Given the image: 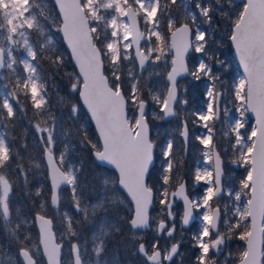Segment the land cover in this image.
Masks as SVG:
<instances>
[{"label": "snow or ice", "instance_id": "obj_1", "mask_svg": "<svg viewBox=\"0 0 264 264\" xmlns=\"http://www.w3.org/2000/svg\"><path fill=\"white\" fill-rule=\"evenodd\" d=\"M234 2L235 0H194L195 11H193L190 7L193 0H163V2L132 0L131 3L129 0H55L63 20L58 30L63 32L79 68V77L76 83L71 84V91L79 92L103 141V150H96L95 157L98 161L107 162L115 167L119 172V185L127 190L135 204L134 216L129 222L133 243L136 238L135 230L149 228L152 219L149 207L156 200L161 206V214L155 229L156 237L166 235L168 238H174L176 214L173 205L175 199H181L184 203L182 228L186 227L193 218L194 209L201 207L206 209L199 217L200 230L193 236L195 246L200 250L196 258L197 264H219L210 253L220 254L227 241L234 237L247 242V248L241 253V264H264V248H261V244L264 243V0H246L242 10L233 18ZM35 7L34 0H0V10L3 11V20L6 22H0V69L10 70L7 76L0 73V81H5L0 84V128L3 129L0 131V222L10 241L18 246V256L21 258L17 259L15 255L9 254L0 246V264H42L39 258L41 247L47 264H65L62 260L63 246L56 242L53 232V221L43 214L46 208L45 202H41L40 211H37L34 218V222L39 225L38 244L30 246L29 242L33 237L28 232L27 225L33 221L22 216L19 211H17L16 226L10 227L13 223L10 213V193L16 184L10 175L14 173L23 178L27 189L29 172L33 168L40 167L39 163L29 157L30 166L26 168L25 158L20 154L19 149L9 142L8 128L16 116V109L10 100H14L20 106V111H26L20 100L22 94L25 100L30 99L35 114L42 115L48 112L46 81L39 71L41 60L47 59L57 70L63 64V57L52 49L53 40L48 36L45 24L41 23L39 18L43 16L47 21L48 15H45L43 10L38 15L34 14ZM173 9L181 15L183 22L179 23V26H177V18L172 14ZM113 12L115 14H111ZM141 14L145 24L149 26L146 49L141 46L144 33L137 28V16ZM121 17H127L128 23H125ZM217 17L231 24L228 39L234 46L243 69V75L231 88V94L234 95L235 101L239 102L235 107L239 118H236L234 123L231 121L227 105L223 107L221 105V100L228 94L219 71L224 66L223 61L214 52L209 51V46L213 42L219 48L223 41H214L213 32L200 27V21L203 20L207 28L212 29ZM165 22L168 31L171 32V44L160 30ZM25 28L34 30L40 37L48 38L37 48L29 42V34ZM21 40L23 50L30 59H18L13 55L12 46L20 45ZM5 43L9 45L7 48L4 46ZM133 46L142 71L141 75L137 76L132 69H129L128 75L136 81L143 79L142 72L153 54L155 55L151 63L155 65L162 61L166 63V56L173 50L175 52L171 60V71L167 73L166 94L149 92L152 101L159 108V112L155 110L152 112L154 119L165 120L176 116L174 105L187 104V100L180 99L177 76L186 74L196 81L205 79L209 81L203 94V107L192 112L194 117L192 123L205 129L204 133L195 136V140L203 145L204 164L210 161L214 163V171L207 167L197 168L195 171L194 186L201 182L207 185L203 195L198 199L189 198L183 182L169 194L168 188L177 178L178 171V164L175 161L177 150L171 138L161 147L163 164L159 183L152 185L148 183L151 179L150 169L154 161L155 143L149 136L147 102L141 96L139 84L133 83L130 99L133 105H138V111L137 115L129 117L126 112V98L122 93V64L123 61L131 59L129 49ZM190 49H194L195 53L203 57L199 58L191 69L185 62V54ZM106 62L112 72L111 85L109 78L104 74ZM14 65H23L26 76L22 75ZM78 111V105H71L70 112L73 117ZM249 111L255 114L256 124L245 139L241 129L245 128L244 118ZM221 115L227 124V130L223 132V144L214 143L217 139L214 128L221 120ZM51 119L52 127L36 126L37 132L41 134L40 143L43 145L44 156L48 160L52 186L51 205L58 210L60 199L58 189L62 185H67L71 190L75 211L83 215L84 223L91 225L98 211L107 210L109 205H115L119 201L118 195L115 194V182L104 178L98 201L90 205L86 203L82 195V188L85 186L79 182V170L73 166L64 167L63 152L60 153L59 164L56 163L53 153V146L56 143L54 134L56 121L55 117ZM43 133H47L46 139ZM68 134L69 131L66 130L64 135ZM180 135L184 137L186 150L188 142L186 121ZM20 147L26 149V142ZM93 147L96 148V145ZM220 148L223 150L217 151ZM230 150L235 157L232 163L247 166V174L240 180L239 190L235 191L225 188L223 183L225 172L222 167V156H227ZM109 185L113 187L110 188ZM249 190L251 198L241 209L238 206L239 202L242 195H248ZM110 192L113 194L109 195ZM41 195L42 189L37 188L35 196ZM222 195L228 196L230 200L234 198L237 204L231 217L228 215V205H224L223 220L226 232L220 231L218 227L222 218L220 209L210 207V202L219 200ZM164 216H167V221ZM249 217L251 228L245 227V230L237 236V230L247 224ZM233 219H235L234 223ZM62 220L67 221L63 235L71 245L66 264H120L115 256L110 259L104 256L107 238L114 234L119 235L121 231L117 223L110 222L107 217L100 220L92 234L93 259L86 258L88 257L87 240L83 243L79 240L80 233L77 226L80 222H74L67 213ZM22 233L23 238H21ZM214 233L215 238L212 239ZM151 248L150 255L144 243H139L136 248V252L145 257L148 264H164L166 261H172L174 256L180 255L179 241L172 243L170 248L161 249L159 239H156ZM230 256L231 253L225 256L224 264H228Z\"/></svg>", "mask_w": 264, "mask_h": 264}, {"label": "rangeland", "instance_id": "obj_2", "mask_svg": "<svg viewBox=\"0 0 264 264\" xmlns=\"http://www.w3.org/2000/svg\"><path fill=\"white\" fill-rule=\"evenodd\" d=\"M129 2L131 3L132 0H129ZM161 2H163V0H161ZM243 0H239V1H235L234 2V7H233V18L235 17V15L242 10L243 8ZM136 7H138V5H136ZM190 7L192 8L193 11H195L194 8V0H193V4L190 5ZM111 14H115L114 12ZM172 14L173 16H175L177 18V25H179V23L183 22L181 19V15L175 10H172ZM198 14V13H197ZM27 15V14H26ZM139 17V21H140V27H141V32L144 33V39L141 40V46L144 47L145 49L148 46V42H147V35H148V27L142 17V14L138 16ZM121 19L125 22L128 23L126 20V17H121ZM0 22H4L3 20V11L0 10ZM164 28H167V23L165 22L163 25ZM200 27L206 31H211L213 32V38L214 41H224L228 40L229 42V51L226 52L225 50H223L222 45L217 48L216 44L213 42L210 46H209V51H212L215 53L216 56L219 57V59L221 61H223V67L221 69H219L220 74L223 78V81L228 89V94H226V96L221 100V105L222 107L226 104L227 108L229 110L230 113V118L231 121L234 123V120L236 118H239V113L236 112L235 107L239 102L235 101V97L234 95L231 94V88L232 85L237 82L239 80V78L243 75L242 71L240 70V68L238 67L237 63L235 62L234 58L232 57L231 54V44H230V40L228 39L230 30H231V24L228 23L227 21H221L219 20V18L217 17L216 22L213 26L212 29H208L207 25L204 23L203 20L200 21ZM27 28H25L26 30ZM7 33L5 32L4 35H6ZM194 35V33H193ZM49 36V35H48ZM48 37H46L43 42L46 41ZM52 40H54V37H51ZM17 39H20L19 37H17ZM130 41V40H129ZM152 42L154 45L155 42V38H152ZM169 43V42H168ZM54 45V44H52ZM6 48L9 46L5 43L4 45ZM13 47V55L15 57H17L18 59H22V58H28L26 56V52L23 50V41L21 40L20 45L18 46H12ZM129 54L131 59L127 60V61H123L122 64V92L126 97V101H127V115L129 117H133L136 115V108L137 105H133V103L131 102L130 99V93H131V86L133 83H136V80H133L129 77L128 75V71L129 69H132L135 73V75L140 76L141 75V69L138 67L134 57H133V53L131 48L129 49ZM153 54V57L154 58ZM146 62V68L143 70L142 75L148 80L150 86H151V92L152 93H161V76L162 78H164L166 80V74L171 66V59H172V52L171 54H168L166 56V63L165 62H159L158 64L153 65L151 63V59ZM199 58H203L200 56V54L195 53L194 49H190L188 56H187V62H188V67L191 69L195 63L197 62V60ZM30 59V58H28ZM23 66V65H22ZM105 67L107 68V72L106 75L109 78L110 81V85L113 82V78H112V72L110 69V66L107 64V62L105 63ZM7 69H0V73L4 74L5 71ZM24 71V70H23ZM24 75L26 76V73H24ZM77 77L76 76V82H77ZM191 76L188 75V77L182 79L181 81L178 82V85L180 87L183 86V88H186L187 82L186 79H189ZM192 79V77L190 78ZM194 79V78H193ZM184 80V81H183ZM195 80V79H194ZM200 83V89H201V93L198 95V98L195 102V107L190 110L187 109V104L186 105H179L176 106L175 110L177 111V115L173 116V117H169L165 120H157L154 119L152 117V112L155 110L157 112H159V108L158 106L152 101V104L150 105H146V112L150 117V120L152 122L151 125H149V136L150 139L155 143V148H154V163H153V168L151 171V179L148 180V183L150 185L152 184H156L159 183V178H160V174L162 171V164H163V158L161 155V147L166 143V141L171 138L174 141V147L177 150L176 152V156L180 155L181 150L183 148H185V144L183 143V141L180 138V129H181V121L185 120V116H186V112H193L196 110H199L203 107V94L205 92L206 89V85L209 83L208 80H200L198 81ZM4 82L0 81V84H2ZM219 87V86H218ZM182 88V93H184V89ZM190 91L188 92H192L193 91V87L192 85L189 87ZM166 90V89H165ZM221 91H224V89H220ZM180 91V90H179ZM165 93V92H164ZM164 95V94H162ZM195 95V94H194ZM193 95V96H194ZM179 96L181 100H188V97H186L184 94H180L179 92ZM151 97V96H150ZM148 104V103H147ZM189 110V111H188ZM225 118L223 117V115H221V120L219 122L216 123V126L214 128V131L217 133V139L214 141V143H224L223 140V132L227 130V124L224 122ZM187 122V121H186ZM244 122H245V128L241 129V132L244 134V137L246 139L248 133L251 132L253 125V121L252 119L249 117V115L246 113L245 118H244ZM188 131H189V136H188V142H190L191 147L194 146V150L193 152L195 153V156L192 157L191 162L188 166V169L186 171V175L184 173H181V171L179 170L178 167V171L176 173V179L173 180L172 185L168 188L169 194L171 192L174 191L176 185L182 180L184 179L186 181V185H187V192L190 196L191 199H198L199 197H201L203 195V190L205 187H207V185L204 182L199 183L198 185L194 186V175H195V171L197 168L203 169L205 167L209 168L212 170V163L211 161L208 164H204V156H203V145H200L198 141L195 140V136L198 134H202L205 132V129H203L202 127L196 126L193 123H188ZM0 131H2V129H0ZM45 139L47 138V133H45L44 135ZM234 141V137L231 138ZM223 142V143H222ZM156 143H157V150H156ZM99 149V148H96ZM223 149L220 148L218 149V151H222ZM54 153V152H53ZM238 155V153H237ZM175 156V157H176ZM223 159H225V161L227 162V164L225 165L224 162V178H223V183L226 179H234L237 177V175L239 174L240 176V180L243 179L245 177V174L243 175V169L244 166L241 165H237L232 163V160L235 158L232 155L231 150L229 151L227 156H222ZM57 159V158H56ZM35 162L39 163L38 160H34ZM64 167H68V163L64 162ZM101 168H97V173L95 174V178L98 181V187H97V191L94 194L93 198L90 201H86V203L93 204L96 203L98 201V199L101 196L102 193V180L104 178H108L111 179L115 182L114 187H115V194L118 195L119 197V201L115 204V205H109L107 210H101L98 211L95 215L94 218V223L91 224V231L89 233V236L87 238H84L82 240H80L81 243H83L85 240H87V249H88V257L86 258H93L94 259V253L92 252L93 249V242H92V234L93 231L96 229V226L99 224L100 220L103 217H107L108 220L110 222H115L118 224V226L120 227L121 231L119 233V235H113L112 237L117 239L119 241V243H122L120 240H123L125 237H127V233H129L130 235V239H132V230L127 229V231L122 230V226H125V224L127 223L126 220L130 218L131 214H132V205L128 199V197L126 196V194L119 188L118 183H117V177L116 174L114 173V171H112L111 169H108L106 167H102L99 166ZM40 167L38 169L34 168L35 170V174L37 178H40V174L39 171ZM245 172V171H244ZM33 173V171H32ZM185 175L186 177L182 176ZM240 180L238 181V183L240 182ZM109 187H113V185H109ZM224 187L225 188H232L228 185H226L224 183ZM239 190V187L238 189ZM235 191V190H234ZM113 193H109V195H112ZM225 196L226 195H222L221 198L219 200H217L216 202H210V207H212L213 205H217L220 208L221 211V220H220V224H219V229L220 231L224 232V228H225V224H224V220H223V213H224V205L227 204L228 205V215L229 217L232 216V211H234L235 207H237L236 202L234 201V198L230 201V204L227 203V200H225ZM227 197V196H226ZM61 199L63 201L62 204V208L60 209H56L55 210V215L59 217V221L57 220V225L56 227H54L55 232H56V236L57 239L61 242L62 239L65 240L64 244V253H63V257L62 260L65 262L69 259V249L71 247L70 243L68 242L67 237H65L63 234L66 231V225H67V221L66 220H62V217H64V214L67 213L68 216L73 217V215H78L79 217L83 218V215L80 213H75L72 210L71 205L74 203L72 198H71V190L70 188L67 189V191H62L61 193ZM248 199V195H242L241 201L239 202V207L242 209L243 206L246 204V201ZM153 208L150 211V216H151V229L149 230V232L146 235H143L142 232H136V238H135V249L134 252H136V248L138 245V242L146 239V246L148 248V250L150 251L151 245L152 243L155 242L156 239H159V247L161 249L164 248H170L171 244L174 242L179 241L180 242V248H179V252L180 255L178 256H174L172 261H180L181 259H184L185 257H190V259L186 262V264H197V256L199 255V249L195 246L196 242L193 240L191 246L190 244H188V246H183L184 241H187V238L192 237L196 235L199 230H200V226H201V221L199 219V217L203 214V212L206 210L204 208H198V209H194L196 212V219L192 225V227H188L187 229H184L186 231H178L179 226L180 225V217H181V212H182V208H181V204L180 201L178 199H175L174 205H173V211L175 212L176 216H175V224H176V231L174 233V238H168L166 235L157 238L156 237V233H155V229L158 223V218L160 217L161 214V206L158 202V200L154 201L153 204ZM102 215V217H101ZM16 216V215H14ZM18 218V216H16ZM101 217V218H100ZM11 218L14 220V217L11 216ZM100 218V219H99ZM164 219L167 221V216H164ZM235 221V219H234ZM2 225V222H0ZM169 226H171V222L169 221ZM128 224V223H127ZM128 227V226H127ZM130 228V227H128ZM182 228V227H181ZM187 236V238L185 237ZM23 238V237H21ZM111 237L107 238L106 240V247H105V252H104V256L107 258H112L113 256L116 257L115 252H113L112 248H107V244H108V240ZM112 238V239H113ZM212 239L215 238V233L213 234V236L211 237ZM30 246L32 244H34L32 241L29 242ZM228 246V241L226 243V245L223 247V250L220 254H217L215 252L210 253L211 256L214 257L215 260L219 261V264H224V260H225V256H228L229 250H226V247ZM263 248H264V243H263ZM120 249V248H119ZM117 249V253L120 252V250ZM6 252H8L9 254H13V252L16 250L14 247L13 248H6L4 249ZM41 253V250H40ZM232 255L229 257L228 259V264H237L238 260L241 258V252L238 254L233 255V253H231ZM234 256L236 258H234ZM172 261L170 262H164V264H170ZM45 264V262H44ZM136 264H144V261L142 260H138L136 261Z\"/></svg>", "mask_w": 264, "mask_h": 264}, {"label": "trees", "instance_id": "obj_3", "mask_svg": "<svg viewBox=\"0 0 264 264\" xmlns=\"http://www.w3.org/2000/svg\"><path fill=\"white\" fill-rule=\"evenodd\" d=\"M36 7L34 8V14H39L41 10L44 11L45 15H48V20L45 21L43 16H40L41 23L45 24V31L49 36L54 37L53 44L51 47L55 51L57 55H61L63 57L62 66L57 68L53 67L51 63L47 59L41 60L40 64V75L46 81L45 83V91H46V100L48 101V112H45L42 115L35 114V110L32 107L30 99L25 100L24 96L21 94L20 100L24 104L26 111H20V106L16 104L14 100H10V103L13 104L16 109V116L12 120L9 125L8 132L10 133L9 142L13 145V147L18 148L20 154L25 158L24 165L25 167L30 166L29 157L33 160H38L40 164L39 173L40 178L36 177V172L34 168L29 172L28 175V186L25 189L24 180L21 177H18L16 174H11L10 178L13 181H16L15 186L12 188L10 193V213L11 216L14 217L12 219L13 223L10 227L16 226V221L18 220L17 211L24 216L27 217L32 223L27 225L28 232H30L33 237L32 242L34 244H38V232L34 224V214L37 211H40L41 202L46 203V208L43 210V214L51 217L54 227L57 225V220L59 221V217L55 215L56 208H53L51 205V189L46 173V166L43 159V145L40 143V133L37 132L36 126L39 125L41 128L44 127H52V119L51 117H55L56 125H55V138L56 143L53 146V152L57 161L59 163L60 153L63 152L65 154L64 162L68 163L69 166H73L78 169V177L79 182L82 186V195L85 197L86 201H90L94 194L97 191L98 181L95 178V174L97 173V168L100 165L94 160L92 151L96 148H99V140L95 133V130L91 124L89 117L84 111L79 96L78 91H71V84L76 83V70L71 62L70 55L68 53L67 48L65 47L62 38L59 34V24L60 19L58 12L55 8V5L52 0H34ZM167 41L169 38L168 29L162 27L160 29ZM26 32L29 34V42L39 48L41 44H43V40L47 37H40L38 34L32 29H26ZM155 44V42H154ZM229 42L225 40L222 44L223 50L226 52L229 51ZM18 69V71L24 75L23 66L22 65H14ZM10 70H6L4 75L7 76ZM104 72H107V68L105 67ZM191 78V77H190ZM186 79L187 85L184 89L183 86L180 85L179 92L180 94H184L188 97L187 100V109L192 110L195 107V102L198 98V95L201 93L200 83L196 80ZM14 79V78H13ZM184 81V80H183ZM5 82V81H3ZM141 88V96L148 103L147 105L152 104V99L149 95L151 90V86L148 80L143 76V79L137 81ZM161 94H164L165 89L167 87V81L161 76ZM192 85L193 91H190L189 87ZM182 88L185 90L182 93ZM195 94V95H194ZM194 95V96H193ZM78 105L79 111L75 117L72 116L70 112L71 105ZM181 105V104H180ZM178 106V105H177ZM176 108V107H175ZM189 111V110H188ZM4 115L6 116V110L4 111ZM149 125L152 124L149 115H147ZM185 119L188 123H192L194 117L192 113L186 112ZM2 129V128H0ZM3 130V129H2ZM68 130L69 134L64 135L65 131ZM45 133H43V136ZM14 137V139H12ZM45 138V137H44ZM26 142L27 148H22L20 145ZM223 143V142H222ZM96 145V148L93 147ZM156 143V150H157ZM194 146L191 147L190 142H188V146L185 150L183 148L181 150L180 155L175 157V161L178 164L179 170L181 173H186L188 166L191 162L192 157L195 156L193 152ZM224 164L227 162L224 159ZM246 165L243 169V175L246 173ZM153 165L151 166L152 171ZM245 171V172H244ZM182 175L186 177L185 175ZM247 174V173H246ZM245 174V176H246ZM240 180L239 174L234 179H226L224 183L230 187L231 189L236 190L239 187L238 181ZM37 188L42 189V195L40 197L35 196V191ZM68 188L64 189L67 191ZM30 193V194H28ZM225 200L230 204V199L228 196H225ZM63 201L60 199L58 203V209L62 208ZM16 215V216H14ZM74 222L79 221L78 231L80 233L79 240L87 238L91 231V225L83 222V218L78 215H73L71 217ZM234 223V219L232 220ZM127 225V223L125 224ZM193 225V224H192ZM190 226V228L192 227ZM24 227L23 225L21 226ZM122 230L127 231L129 229L127 226H122ZM245 227L248 228V220L246 225H242L240 229L237 230V236L240 232L245 230ZM178 231H186L179 226ZM226 227L224 228V232H226ZM23 237V233L21 234ZM187 238V236H185ZM111 237L108 240L107 248H112L113 252H117V249L124 248L125 246H129L133 244V241L128 238V243H119V241L115 238ZM74 240L76 238H73ZM4 243L0 242V246L4 248H15L16 250L13 254L19 259L18 256V246L11 242L7 235L4 236ZM62 243L65 242L62 239ZM122 242V240H120ZM192 237L187 238V241H184L182 247L188 246V244H192ZM184 246V247H185ZM183 247V248H184ZM119 249V250H120ZM226 250L233 253V255L242 253L244 251V240H239L234 237L228 240V246ZM232 255V254H231ZM39 258L42 260V264H44V258L42 254H39ZM234 258H236L234 256ZM190 259L185 257L180 261H172L170 264H186V262Z\"/></svg>", "mask_w": 264, "mask_h": 264}, {"label": "water", "instance_id": "obj_4", "mask_svg": "<svg viewBox=\"0 0 264 264\" xmlns=\"http://www.w3.org/2000/svg\"><path fill=\"white\" fill-rule=\"evenodd\" d=\"M52 1H53L54 5H55V8H56V10H57V12H58V15H59V19H60V25H59V27H60V26L62 25V23H63L62 17H61V15H60V10H59V7L55 4V0H52ZM235 1H239V0H235ZM243 1L246 2V0H243ZM126 20H127V22H128V18H127V17H126ZM178 26H179V25H178ZM137 28L140 30V27H139V21H138V16H137ZM59 34H60V36H61V38H62V41H63L65 47H66L67 50H68V53H69V55H70L71 62H72V64H73V66L75 67L76 72H77V74H78V76H79V68H78V66L76 65V62H75L74 58L72 57V51H71V48L68 46L67 41L64 39L63 32H62V31H59ZM129 39L131 40V34L129 35ZM171 39H172V37H171V32H170V35H169V44H171ZM230 44H231V47H232V51H231L232 57L234 58V60L236 61V63L238 64L239 68L242 70V73H243V69H242V67L240 66V63H239V58H238V56H237V54H236V52H235V48H234V46L232 45L231 41H230ZM131 49H132V51H133V56H134L135 60H136L137 63H138V60L136 59L135 46H133ZM187 54H188V53L185 54V62H186V56H187ZM174 55H175V52H174V50H173V51H172V58H173ZM171 60H172V59H171ZM186 64H187V62H186ZM138 66H139V63H138ZM139 67H140V66H139ZM171 67H172V65L170 66V68H169L168 71H171ZM167 73H168V72H167ZM104 74H105V73H104ZM105 76L107 77L106 74H105ZM185 76H187V75L185 74V75L177 76V82H178L179 79H181V78H183V77H185ZM166 79H167V74H166ZM80 80L82 81V77H80ZM165 94H166V91H165ZM123 95H124V94H123ZM78 96H79V92H78ZM79 99H80V102H81V104H82V106H83L85 112L87 113V115H88V117H89V119H90V121H91V123H92V125H93V127H94L95 133H96V135H97V137H98V139H99V143H100V149H99V150H103V141H102L101 138H100L99 131H98V129L96 128L95 121L91 118V114L89 113L87 107L83 104V101H82V99L80 98V96H79ZM126 105H127V103H126ZM137 111H138V106H137V109H136V115H137ZM247 113H248L249 116L252 118V120H253V124L255 125V124H256V116H255V114L252 113V112H250V111L247 112ZM184 122H185V121L183 120V121H182V125H181V131H182V129H183V124H184ZM187 129H188V127H187ZM188 135H189V134H188ZM181 138H182L183 142L185 143V141H184V137L181 136ZM96 150H97V149H95V150L92 151V155H93L94 159L96 160V162H97L98 164L102 165V166H105V167H108V168L114 170V172L117 174L118 186L120 187V189H121L122 191H124V193L128 196L129 200H130L131 203H132V206H133V212H132V215H131V217H130V219H129V222H130V220H131L132 217L134 216V212H135V204H134V202L132 201L131 196L128 195L127 190L124 189L122 186L119 185V172L115 169V167H114L113 165H110V164H108L107 162H100V161H98V160L96 159V157H95V151H96ZM217 151H218V150H217ZM54 157H55V156H54ZM43 158H44V162H45V165H46L47 176H48V180H49V184H50V189H51V194H52V186H51V179H50V176H49L48 160H47L46 157L44 156V152H43ZM213 160H214V157H213ZM56 163H57V161H56ZM57 164H58V163H57ZM212 169H213V171H214V163H213V162H212ZM181 182L185 183L184 180H182ZM181 182H180V183H181ZM178 185H179V184H178ZM178 185L175 187V190L177 189ZM66 187H68V186H67V185H62L61 188L58 189V194L60 195V191H61V189L66 188ZM175 190H174V191H175ZM185 192H186V194H187V191H186V184H185ZM187 195H188V194H187ZM189 198H190V197H189ZM250 198H251V193H250V190H249V196H248V199H250ZM179 201L181 202V205H182V214H183L184 203H183V200H181V199H179ZM247 201H248V200H247ZM247 201H246V203H247ZM151 206H152V205H151ZM151 206H150V207H151ZM150 207H149V209H150ZM217 207H218V206L215 205V206L212 207V209H216ZM73 208H74V205H73ZM218 208H219V207H218ZM74 210H75V208H74ZM182 214H181V217H182ZM35 215H36V214H34V218H35ZM46 217L50 219V217H48V216H46ZM195 217H196V214H195V211L193 210V218L190 220L189 224H188L186 227H183V228H188V227L191 225V223L194 221ZM180 221H181V219H180ZM34 223H35V222H34ZM219 223H220V221H219ZM248 223H249L248 228H251V218H250V217L248 218ZM129 224H130V223H129ZM35 226H36V229H37V231H38V236H39V225H38V223H35ZM218 227H219V224H218ZM147 229H148V228H147ZM147 229H137V230L145 231V230H147ZM53 232H54V230H53ZM54 234H55V232H54ZM55 238H56V235H55ZM56 242H57V243H60V242L57 241V238H56ZM140 243H143V242H140ZM246 248H247V242H246V240H245V242H244V249H246ZM261 248H262V244H261ZM40 249H41V252H42V251H43V250H42V247H41ZM20 259H21V258H20ZM241 259H242V258H240V260L237 262V264H241ZM44 260H45V263L47 264V260H46V258H44Z\"/></svg>", "mask_w": 264, "mask_h": 264}, {"label": "flooded vegetation", "instance_id": "obj_5", "mask_svg": "<svg viewBox=\"0 0 264 264\" xmlns=\"http://www.w3.org/2000/svg\"><path fill=\"white\" fill-rule=\"evenodd\" d=\"M138 19H139V17H138ZM139 25H140V21H139ZM140 29H141V27H140ZM177 105H179V103H177V104L175 105V107H176ZM181 105H184V104H181ZM187 146H188V142H187ZM222 159H223V158H222ZM223 162H224V159H223ZM223 166H224V164H223ZM186 189H187V185H186ZM213 202H216V201H213ZM130 203H131V202H130ZM153 204H154V202H153ZM131 205H132V204H131ZM153 206H154V205H152L151 209L153 208ZM151 209H150V211H151ZM150 211H149V214H150ZM150 217H151V216H150ZM126 222H127L128 224L125 225V226L130 227V226H129V219H127ZM151 223H152V220H150V226H149V228H148L147 230H145V231H140V232L143 233V235H146V234L149 232V230L151 229ZM129 229L131 230V227H130ZM135 231H137V230H135ZM137 232H139V231H137ZM5 234H6V233H5L4 227H3V225H1V223H0V242H1V243H4V242H5V241L3 240ZM128 238H130L129 233H127V237H125V238L122 240V243H128V240H127ZM131 240H132V239H131ZM140 242H143L144 244H146V239H143V240L139 241V242H138V245H139ZM4 249H6V248H4ZM134 249H135V246H134L133 244H130L128 247L125 246L124 248H121V249H120V252H118V253L115 252V254H116V258L120 261V264H136V261H138L139 259L142 260V261H144V264H148V262L146 261V258L143 257V256H141L139 253L135 252V253L132 254V252H134ZM147 249H148V248H147ZM151 251H152V249H150V251L148 250V254H149V255L151 254Z\"/></svg>", "mask_w": 264, "mask_h": 264}]
</instances>
